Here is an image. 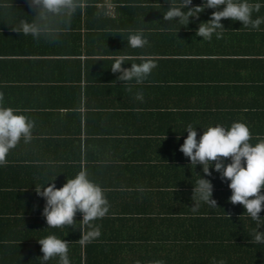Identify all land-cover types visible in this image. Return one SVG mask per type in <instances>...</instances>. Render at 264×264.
I'll return each instance as SVG.
<instances>
[{
  "label": "crops",
  "instance_id": "crops-1",
  "mask_svg": "<svg viewBox=\"0 0 264 264\" xmlns=\"http://www.w3.org/2000/svg\"><path fill=\"white\" fill-rule=\"evenodd\" d=\"M258 1L263 10L253 13L254 19L264 17V0ZM142 2L134 8L121 0H83L68 29L49 42L13 31L20 20L37 14L30 0H0L3 103L27 110L36 124L34 139L21 141L0 166V264H41L38 240L50 234L70 243L71 264L264 263L263 254L186 249L174 254L175 245L206 242L187 232L207 231L210 239L220 229L250 230L236 219L223 222L231 228L221 221H175L233 213L204 202L192 211L200 176L212 182L213 196L225 190L216 185L222 182L219 175L205 176L179 149L189 124L197 140L208 126L237 121L249 125L254 139L264 134V23L256 31L223 19V38L205 41L196 31L214 10L190 18L186 26L164 20L171 2ZM5 3L12 7L5 9ZM135 29L144 30L149 46H128L129 30ZM122 55L132 57L123 68L141 63V56L153 58L158 67L141 85L124 83L111 71L114 58ZM140 89L142 101L135 99ZM81 167L106 190L111 205L108 215L95 221L100 237L84 245L82 213L77 212L74 227L49 228L42 214L46 201L35 191L53 180L62 187ZM47 264H58V258Z\"/></svg>",
  "mask_w": 264,
  "mask_h": 264
},
{
  "label": "clouds",
  "instance_id": "clouds-1",
  "mask_svg": "<svg viewBox=\"0 0 264 264\" xmlns=\"http://www.w3.org/2000/svg\"><path fill=\"white\" fill-rule=\"evenodd\" d=\"M83 0H30V5L35 8L36 15L30 21L20 20L19 27L13 31L25 36L31 35L34 39L44 38L49 42H56L62 31L67 30L72 18ZM224 6L222 10H219ZM5 9L12 7L11 3L2 5ZM206 8L216 9L206 22H201L196 31V36L205 41H211L213 35L216 39L223 38L226 30L221 23L222 19L239 21L250 30H260L264 23V17L253 18L254 12H259L260 3H250L249 0H205L202 6H192V0H181L179 6L170 4L164 12L165 21H177L182 25H188L190 18L199 17ZM186 9V10H185ZM128 46L133 49L149 46V40L143 29L129 30ZM129 56L114 58L111 66L113 73H120L117 77L124 83L135 81L141 85L158 67L153 58L141 56V63H131L130 68L122 65ZM132 92V87L126 89ZM143 90H137L135 99L143 100ZM4 93L0 91V166L7 164V156L21 141L29 144L33 139L35 121L24 114L27 110L4 106ZM187 137L180 147L184 156L190 159L191 165L202 166L205 176H211L210 167L214 164L216 172L222 179L229 180L228 187L232 191L230 202L240 204L246 210L245 213L256 222L253 229L254 240L264 243V232L258 229L264 225V219L260 212L264 210V138H257L258 143L252 144V132L245 122H233L230 127L222 124L208 126L203 135L197 140V131L191 124L186 129ZM230 159V163H225ZM200 176V175H199ZM55 180L46 186L36 187L37 195L46 201L43 216L46 218L49 228L74 227L77 212L82 213L80 221L84 230L81 231L79 240L81 245L91 243L101 235V227L95 221L108 215L111 205L106 196V190L89 178L86 167H81L74 178H68L66 183L57 188ZM195 205L192 211H197L199 202L217 207L213 199V184L209 179L200 178L193 187ZM229 217V216H228ZM43 256L41 264H47L49 260L58 258V264H71L69 258L70 243L54 234L39 239ZM136 264H141L139 260ZM147 264H165L163 260L149 261ZM213 264H225L224 260L213 261Z\"/></svg>",
  "mask_w": 264,
  "mask_h": 264
},
{
  "label": "trees",
  "instance_id": "trees-1",
  "mask_svg": "<svg viewBox=\"0 0 264 264\" xmlns=\"http://www.w3.org/2000/svg\"><path fill=\"white\" fill-rule=\"evenodd\" d=\"M140 1L146 2L147 0H121V2L123 3V5H132L129 3H135V7L137 8L136 5L141 6ZM148 1H152V0H148ZM162 1L165 0H157L158 3H161ZM170 4V2L176 6H179V4L181 3V0H167ZM200 1L201 2V6L203 5V3L205 2V0H192V3L194 6H196V2ZM253 0H249V2L251 3ZM142 2V3H143ZM127 3V4H126ZM147 3V2H146ZM253 4L255 3H260L258 0L255 2H252ZM128 7H132V6H128ZM224 6H221V8L219 10H222ZM207 10H214L216 11V9H210V8H206L204 11ZM263 10V6L260 8V11ZM254 13H259V12H254ZM223 20V19H222ZM264 138V134L257 136L255 139L252 138L251 143L252 144H256L259 142V140L257 138ZM231 160L230 159H226L225 163H230ZM210 172L212 173V175H219L221 177V174L216 172L214 169V166L210 167ZM230 181L226 180V179H222V182L220 184H216L219 187H223L225 191H221V192H215L216 194L212 197L213 199L216 200L217 202V207L214 208H219L221 207L222 209H220V212H224L227 208H228V212L232 211L233 213H210L207 216H189V218H183V220H178L180 217H177L175 220L176 222L182 223V222H188L193 223V224H208V223H216L221 221V225L220 226H226V227H230L229 225H225V223L223 222H229L231 223L233 221V219H236V221L234 223H248L250 224V230L248 232H242V230L239 227H235L234 230H229V232L227 231H223V229H220V231H218L215 235V238H213L211 236V238L209 239L206 235L207 231H194L193 233L190 234V232H187L185 235L187 236H192L194 235L197 238H204V240H206V242H201L200 244H193L191 246L186 245V247L179 245V246H174V254L177 256L179 255V253L181 252V250L184 251V249L189 250L190 252H194V253H200V252H204V253H209L211 255H223V256H229L232 254L235 255H243V254H249V255H255V256H259L261 254H263L264 256V243H257L254 240V236H253V229L256 228V222L253 221L246 213H245V209L242 205L240 204H235L233 205L230 202V196L232 195V191L231 189L228 187ZM225 208V209H224ZM260 217L262 219H264V210H262L260 212ZM229 216V217H228ZM220 217V218H218ZM231 228V227H230ZM258 231L260 232H264V225H262ZM180 233V232H175V234ZM245 233H248L250 235V238H246ZM207 239H209V242H207ZM250 247V249H249ZM263 248V250H262ZM175 264H182V263H177L175 262ZM213 264V262L211 263ZM264 264V263H261Z\"/></svg>",
  "mask_w": 264,
  "mask_h": 264
}]
</instances>
